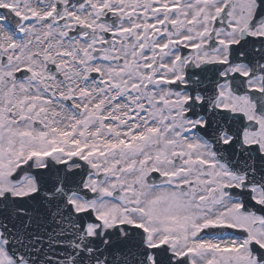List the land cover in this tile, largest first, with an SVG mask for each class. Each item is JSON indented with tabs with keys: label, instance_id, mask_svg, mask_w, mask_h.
I'll list each match as a JSON object with an SVG mask.
<instances>
[{
	"label": "snow or ice",
	"instance_id": "6c2138e0",
	"mask_svg": "<svg viewBox=\"0 0 264 264\" xmlns=\"http://www.w3.org/2000/svg\"><path fill=\"white\" fill-rule=\"evenodd\" d=\"M0 264H264V0H0Z\"/></svg>",
	"mask_w": 264,
	"mask_h": 264
}]
</instances>
